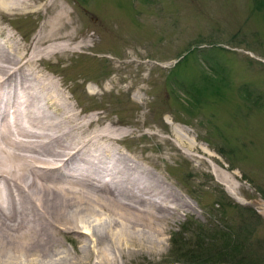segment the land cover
Listing matches in <instances>:
<instances>
[{
    "label": "rangeland",
    "instance_id": "374dc122",
    "mask_svg": "<svg viewBox=\"0 0 264 264\" xmlns=\"http://www.w3.org/2000/svg\"><path fill=\"white\" fill-rule=\"evenodd\" d=\"M54 5L73 22L66 32L88 40L72 55L43 54L37 70L55 79L83 139L119 128L111 142L163 181L165 219L118 226L112 238L91 220L60 233L58 261L38 264H264V0ZM13 11H0V51L15 46L11 30L28 69L33 38L54 12ZM193 257L201 260L187 262Z\"/></svg>",
    "mask_w": 264,
    "mask_h": 264
},
{
    "label": "bare ground",
    "instance_id": "6f19581e",
    "mask_svg": "<svg viewBox=\"0 0 264 264\" xmlns=\"http://www.w3.org/2000/svg\"><path fill=\"white\" fill-rule=\"evenodd\" d=\"M54 4L55 0H0V11L43 16L48 10L54 12L35 34V45L23 62L30 64L26 67L31 73L20 70L26 46L16 42L11 30L6 37L15 46L0 51V114L2 110L6 114L0 116L5 121L0 120V179L4 183L0 187V259L6 261H58L60 233L75 235L91 220L112 238L118 226L149 228L153 219L163 220L165 214V204L157 200H165L160 192L163 181L143 162L119 151L117 139L112 137L111 142L109 135H115L118 126L83 139L77 131L83 126L75 122L78 116L65 94L50 73L37 70L36 60L43 54L72 55L86 47L88 40L86 36L77 42V33L66 32L73 22L67 21L64 7ZM28 138L35 141L24 140ZM36 139L44 141L40 147ZM38 147L45 149L43 159L37 156ZM69 239L78 242L75 237Z\"/></svg>",
    "mask_w": 264,
    "mask_h": 264
},
{
    "label": "trees",
    "instance_id": "16d2710c",
    "mask_svg": "<svg viewBox=\"0 0 264 264\" xmlns=\"http://www.w3.org/2000/svg\"><path fill=\"white\" fill-rule=\"evenodd\" d=\"M221 239H223L226 243H228L229 242V237L227 236V235H224L223 237H220ZM227 251V250H226ZM226 251H224V252H226ZM201 260L200 258H198V257H193L192 259H190V261H187V262H191V261H195V260ZM211 261V260H210ZM178 263V262H177ZM205 264H226L225 262H213V263H211V262H204ZM184 264V263H183Z\"/></svg>",
    "mask_w": 264,
    "mask_h": 264
}]
</instances>
